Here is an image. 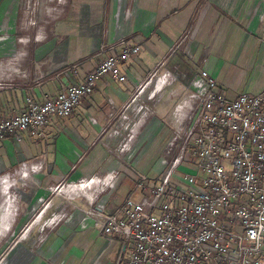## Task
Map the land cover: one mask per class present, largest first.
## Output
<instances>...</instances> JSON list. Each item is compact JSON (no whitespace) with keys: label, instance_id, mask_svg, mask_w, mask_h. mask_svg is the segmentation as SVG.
Segmentation results:
<instances>
[{"label":"crops","instance_id":"1","mask_svg":"<svg viewBox=\"0 0 264 264\" xmlns=\"http://www.w3.org/2000/svg\"><path fill=\"white\" fill-rule=\"evenodd\" d=\"M35 1L34 9H26L25 0H0V120L23 112L26 97L41 103L81 84L124 44L140 46L141 52L120 66L124 82L100 78L69 117L51 119L42 139L25 132L20 141L0 143V187L8 206L0 226V264H117L128 250L119 237L102 234V216L64 219L57 198L44 206V232L33 226L10 234L22 221L19 202L15 205V196L11 200L21 190L18 183L29 207L59 183H71L62 191L77 199L82 192L74 184L107 169L104 185L124 186L113 212L127 197L139 198L142 184L121 181L116 169L134 155L135 166L148 159L147 165L172 161L194 115L179 105L203 70L230 100L245 93L227 92L220 79L227 61L242 64L248 76L264 78V0ZM142 129L144 141L134 136ZM30 178L39 179L40 186L27 185ZM99 184L84 192L91 202L113 187L95 192ZM109 206L108 201L105 210Z\"/></svg>","mask_w":264,"mask_h":264},{"label":"built area","instance_id":"2","mask_svg":"<svg viewBox=\"0 0 264 264\" xmlns=\"http://www.w3.org/2000/svg\"><path fill=\"white\" fill-rule=\"evenodd\" d=\"M24 6L34 9L37 2L25 0ZM140 52L124 44L81 84L41 103L26 97L23 112L0 120V143L20 141L25 132L42 139L51 119L69 117L100 78L124 82L120 66ZM217 84L206 70L195 79L179 105L194 113L191 126L171 169L167 165L148 194L127 197L112 213L93 198L88 214L102 216V234L119 237L128 250L117 264H264V90L230 100ZM185 162L195 169L172 182Z\"/></svg>","mask_w":264,"mask_h":264},{"label":"rangeland","instance_id":"3","mask_svg":"<svg viewBox=\"0 0 264 264\" xmlns=\"http://www.w3.org/2000/svg\"><path fill=\"white\" fill-rule=\"evenodd\" d=\"M233 56L234 55H231L228 57L230 58ZM227 64H228L227 66L222 68V73L220 75V79H222L223 81L226 80L225 86L227 87L228 93H234V92L238 91V92H243L245 94L246 93L255 94V92L261 91V89L264 86V78L261 76V74H257L258 76L254 77V75L252 76V73H250L248 76L247 73L246 74L243 73L245 71V67H243V65L240 63L235 64V62H233L232 59H231V61H227ZM226 96H227V94H226ZM143 129L138 134H134V136L136 137L137 140H138V138H140L141 141H144L145 135L147 133H145L146 129L145 130H143ZM138 154H140V153H138ZM135 156L136 155L129 156L128 161L131 160V162L124 165V166L122 165V167H118L116 170H119V176H121L120 177L121 181L125 177H127L130 180L132 179V181L134 182V184L136 186L142 184V187L144 189L143 190L144 194L146 195L150 192L151 189H153L154 186L157 185L158 182H160V179L164 175V171L166 170V167L168 164H166V162H164L165 160H162L161 162L159 160L158 162H155L154 164L147 165L148 163L146 164V162L149 160L148 159L145 162V164H142L140 166H138V165L135 166L132 164L135 160ZM169 168L171 169V165L169 166ZM193 169H195V168L191 163L188 164V162H185L183 164V167L175 170V172L171 178V181L175 182V181L179 180L185 173L190 172ZM103 170L104 169H102L100 171V173L97 174L96 176H93L91 178H87V180L77 181L74 185H76V186L86 185L88 181H90L92 179H98L100 181V184H99V186H96L93 189H102V187L106 186V185H104V182H105V177L108 174V173L107 174L103 173L107 169H105V171H103ZM120 170H122V171H120ZM125 172H126L127 176L125 175ZM122 174H124L125 176L122 177ZM117 182L110 184L113 187L106 188L107 190L98 196V198L100 199V200H98L99 202L102 201L103 203H108V201H109V203H110V206L108 207V209L105 210L106 213H112L113 212L112 211L113 206L117 205L118 200L121 199L120 198L121 195L124 194L123 188H121L124 186L122 185V183H121V186H119V185L117 186L116 185ZM40 183H41L40 180L37 178H30L26 181L27 185L35 186L33 189H35L36 187H39ZM70 184L71 183H64V184L59 183L58 185L53 186V187H55L56 190L51 191V193L49 192L50 196L47 194V195H45V198H43V199H41V198H37L36 200L34 199V200H32V203L29 202L31 205L29 204V207H28V202L26 201V199L24 200V198L22 196L25 192H24L23 188L20 186V183H18L17 187H20L21 190L19 188L16 189L14 192L17 193L18 196L12 195L11 200H14L16 198L14 201L15 205H17V202H19L18 213H19V217L22 221H20V223L17 224L15 229L10 234L27 233L28 232L27 230L32 228L33 226L36 227L37 230H40V232H44L42 229L44 226V222H45V218H42L44 206L51 205L52 201H50V200L54 199V198H57V200L60 201L59 209H63V211H65V213L67 214L64 217V219L74 218L75 214L81 215L80 219L88 217L87 213H88L89 208L91 207L90 206L91 201L88 198L89 196L86 195L84 192H82V193H79L80 195H77V197H79V198L69 199L68 197H66L67 195H65L63 193L64 189H66V188H64L63 191H62V188H63V186H68ZM126 185L127 184H125V186ZM2 189L3 188L1 185V187H0V226L2 224L1 219L5 213V210L8 207L7 204L5 203V200H7V197H5V195L3 194ZM126 189L128 191L127 186H126ZM130 193L131 192H129L128 195ZM14 196H15V198H14ZM64 197H66V199H64ZM33 198H34V196H33ZM52 205H53V203H52ZM12 210H14V209H12ZM34 232H38V231H34ZM0 262H1V257H0Z\"/></svg>","mask_w":264,"mask_h":264},{"label":"bare ground","instance_id":"4","mask_svg":"<svg viewBox=\"0 0 264 264\" xmlns=\"http://www.w3.org/2000/svg\"><path fill=\"white\" fill-rule=\"evenodd\" d=\"M98 184V181H92V182H89V183H87L86 185H83V186H80L78 189H79V191H81V192H85L88 188H90V187H92L93 185L92 184ZM105 184H107V183H105Z\"/></svg>","mask_w":264,"mask_h":264}]
</instances>
